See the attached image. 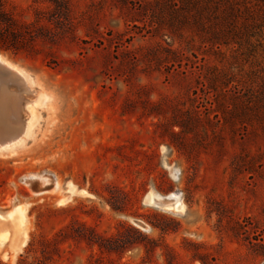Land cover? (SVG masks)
Listing matches in <instances>:
<instances>
[{"label":"rangeland","instance_id":"1","mask_svg":"<svg viewBox=\"0 0 264 264\" xmlns=\"http://www.w3.org/2000/svg\"><path fill=\"white\" fill-rule=\"evenodd\" d=\"M171 1L0 0V53L38 97L0 149V213L28 233L15 253L0 219V264H264V3L217 47Z\"/></svg>","mask_w":264,"mask_h":264},{"label":"bare ground","instance_id":"2","mask_svg":"<svg viewBox=\"0 0 264 264\" xmlns=\"http://www.w3.org/2000/svg\"><path fill=\"white\" fill-rule=\"evenodd\" d=\"M0 65L14 72L13 80L16 81L15 84L10 82L0 83V149H4L19 143L29 133L30 126L36 118L35 104L38 97L37 95L36 97L34 95L30 97L33 92L30 95L27 93L30 92V80L26 73L1 53ZM21 95H23L22 98ZM10 96H14L15 99L8 102L7 99ZM69 190L71 189L69 188ZM69 190L67 191L70 192ZM65 199L60 200V202L65 201ZM146 200L149 203L159 204L162 207L170 209H175L179 206L176 194L174 193L166 196H156L154 193L149 192ZM0 219H9L17 231L18 240L14 246L16 253L26 246L27 243L28 233L25 209L22 206H17L10 209L5 215L0 213ZM8 236L9 229L0 227V244L4 243L8 239Z\"/></svg>","mask_w":264,"mask_h":264},{"label":"trees","instance_id":"3","mask_svg":"<svg viewBox=\"0 0 264 264\" xmlns=\"http://www.w3.org/2000/svg\"><path fill=\"white\" fill-rule=\"evenodd\" d=\"M240 1L172 0L166 14L171 25L175 22L183 25L193 22L201 31L206 30L208 36L205 39L219 43L217 47H220L221 43L228 44L230 39L238 37L246 23L258 21L256 6L259 1L264 3V0H242L245 3L243 9L239 8Z\"/></svg>","mask_w":264,"mask_h":264},{"label":"water","instance_id":"4","mask_svg":"<svg viewBox=\"0 0 264 264\" xmlns=\"http://www.w3.org/2000/svg\"><path fill=\"white\" fill-rule=\"evenodd\" d=\"M13 76H14V72H12V71H10V70H8V69H6V68H3L1 65H0V83L2 82V83H5V82H7V83H15L14 82V78H13Z\"/></svg>","mask_w":264,"mask_h":264}]
</instances>
